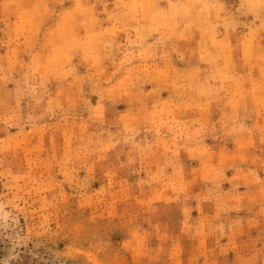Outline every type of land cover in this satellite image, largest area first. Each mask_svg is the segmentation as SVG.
<instances>
[{
    "label": "rangeland",
    "instance_id": "374dc122",
    "mask_svg": "<svg viewBox=\"0 0 264 264\" xmlns=\"http://www.w3.org/2000/svg\"><path fill=\"white\" fill-rule=\"evenodd\" d=\"M0 264H264V0H0Z\"/></svg>",
    "mask_w": 264,
    "mask_h": 264
}]
</instances>
